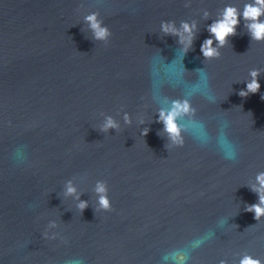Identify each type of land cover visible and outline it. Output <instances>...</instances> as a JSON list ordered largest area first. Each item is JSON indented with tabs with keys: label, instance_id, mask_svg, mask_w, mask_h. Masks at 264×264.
<instances>
[{
	"label": "water",
	"instance_id": "obj_1",
	"mask_svg": "<svg viewBox=\"0 0 264 264\" xmlns=\"http://www.w3.org/2000/svg\"><path fill=\"white\" fill-rule=\"evenodd\" d=\"M224 2L0 0V264H71L82 256L86 264H157L162 249L210 230L216 236L190 252L192 264H233L241 251L264 259V218L245 210L257 200L247 184L264 170V41H251L241 20L221 55L205 60L200 44L214 17L203 20L201 12L215 15ZM89 11L111 29L107 43L82 30ZM168 19L198 22L182 56L177 37L160 32ZM180 63L187 78L177 85ZM254 67L260 89L240 96ZM197 68L216 101L192 102L209 137L219 120L229 122L234 160L191 138L167 149L158 134L153 93L182 95ZM123 111L131 124H123ZM101 112L121 128L99 131ZM17 144L27 145L24 164L11 159ZM68 178L89 201L82 212L62 195ZM96 179L107 182L111 210L95 211ZM50 219L55 239L42 235Z\"/></svg>",
	"mask_w": 264,
	"mask_h": 264
},
{
	"label": "clouds",
	"instance_id": "obj_2",
	"mask_svg": "<svg viewBox=\"0 0 264 264\" xmlns=\"http://www.w3.org/2000/svg\"><path fill=\"white\" fill-rule=\"evenodd\" d=\"M191 0H185L187 7ZM214 17L211 23L206 25V30L209 35L201 42L200 52L205 60L219 57L221 49L229 43L228 38L235 35L237 25L243 21V29L246 30L251 41H264V0H225L223 7L219 9L215 15L209 12L208 9H203L201 19L207 20ZM82 30L94 41L107 43L111 37V29L104 23L98 11H89L82 17ZM160 32L163 34H171L177 37L178 43L181 45V56L186 53L192 46L195 33L198 28L197 20L182 19L179 24L176 21L168 19L161 20ZM215 42V43H214ZM163 62V60H162ZM195 82L187 86V90L175 97L165 96L161 98L159 93H153L152 99L156 102L155 120L162 124V128L158 130V134L166 137L165 147L171 148L183 146L186 138L191 140L199 147H213L224 160H234L237 157V146L228 136L227 129L229 122L227 120H219L218 131L216 136L209 137L204 131L205 122L198 116V109L192 102L193 96H200L208 103H215L216 96L212 92L208 83L207 74L204 68H197ZM261 74L260 68H250L248 70V78L243 80L245 87L239 90L240 96H246L249 93H255L260 89V81L258 79ZM187 78V72L180 63V70L177 72V85H182ZM261 98H264V93H261ZM102 117L98 130L103 133H108L109 129L115 131L121 128V120H118L112 114L104 112L100 113ZM123 124H131L132 117L127 111L122 112ZM151 121V120H150ZM183 121V122H182ZM11 123V122H9ZM139 125L144 124L143 117L138 118ZM149 131V128H140V135L143 137ZM11 159L16 164H24L28 159L27 145H14L10 153ZM249 189L257 196L254 203L246 204L245 210L251 211L254 214V219L258 222L264 218V170L257 171L247 184ZM95 196V211H108L112 208V202L109 197V189L107 182L103 179H96L91 188ZM81 191L73 178L64 180L62 187V195L71 197L75 202V207L82 212L89 204L88 200L81 199ZM225 221L223 218L217 221V227H222ZM237 227V225H235ZM58 227L55 219H50L47 222L46 229L42 233L45 238L55 239L60 236L57 231H49ZM215 230H210L207 236L195 237L185 241L181 245L172 246L161 250L160 258L157 264H192L190 252L198 248L206 238L215 237ZM64 240L63 237H60ZM67 244V241L64 240ZM238 257L233 261V264H264V259L259 256H254L248 251L236 253ZM67 264V262H66ZM71 264H86L85 258L79 257L71 262ZM218 264H228L226 259H220Z\"/></svg>",
	"mask_w": 264,
	"mask_h": 264
}]
</instances>
